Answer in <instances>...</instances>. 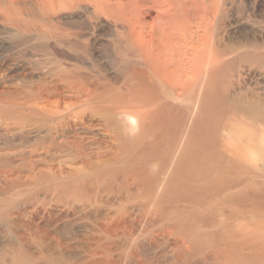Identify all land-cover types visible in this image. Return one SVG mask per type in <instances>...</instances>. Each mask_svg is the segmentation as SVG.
<instances>
[{
  "label": "rangeland",
  "instance_id": "374dc122",
  "mask_svg": "<svg viewBox=\"0 0 264 264\" xmlns=\"http://www.w3.org/2000/svg\"><path fill=\"white\" fill-rule=\"evenodd\" d=\"M141 9L150 12L149 7ZM208 9L209 22L218 27L226 48L222 60L229 93L262 107L264 0H213ZM88 14L81 7L66 12L73 43L56 46L44 30L24 28L23 24H33L25 16L15 20L20 28H13L0 9V264L6 260L2 249L11 245L28 248L45 260L82 261L90 258L96 245L106 243L112 247L106 256L116 264H147L154 258L167 264L179 252L177 233L167 229L158 235L176 211L156 213L149 208L150 196L133 188L128 174L111 178L128 166L136 145L139 128L134 117L116 105L126 103L121 97L128 88L125 80L138 56L120 36L119 25L104 18L89 19ZM154 17L152 12L145 21ZM163 97L174 109L187 102L168 89ZM258 120L254 127L249 113L230 117L220 134L231 148L258 147V152L249 153L253 159L246 156V165L258 173L264 187V121ZM108 157H114L113 162H106ZM145 168L146 175L153 177L157 166ZM103 173L105 178L100 176ZM106 182H111L112 190L106 189ZM123 182L131 186L128 192L120 187ZM61 183L69 192L55 188ZM219 207L215 203L209 209ZM257 214L264 217V210ZM110 223L119 224L109 235L102 226ZM32 229L43 230L42 235L55 232L53 249L33 238ZM23 235L28 237L25 241Z\"/></svg>",
  "mask_w": 264,
  "mask_h": 264
},
{
  "label": "bare ground",
  "instance_id": "6f19581e",
  "mask_svg": "<svg viewBox=\"0 0 264 264\" xmlns=\"http://www.w3.org/2000/svg\"><path fill=\"white\" fill-rule=\"evenodd\" d=\"M210 1L0 0V9L13 28L18 29L15 20L25 16L33 24H23L24 28L44 30L56 46L73 43L65 21L68 11L81 7L89 13V19L104 18L119 25L120 36L130 42L138 59H134L135 66L125 80L128 88L121 97L127 99L126 103L116 106L131 113L139 129L128 166L116 170L111 178L128 174L133 188L150 196L149 208L156 213L176 211L158 233L163 236L168 229L178 234L175 246L179 252L167 264H264V217L257 214L264 210V187L258 182V173L246 165V156L253 159L249 153L258 152V147L251 151L237 145L231 148L220 134L228 118L247 113L256 127L258 119L264 121V104L258 108V102L245 103L229 93V77L222 60L226 48L218 27L209 22ZM143 6L150 12H143ZM152 12L155 17L146 22ZM254 62L258 63V57ZM166 89L172 96L187 100L181 109L164 100ZM113 160L105 159L109 163ZM153 163L157 169L149 177L145 165ZM100 176L105 178L104 173ZM106 183V189L112 190L111 182ZM128 184L123 182L120 187L128 192ZM55 188L69 192L66 183ZM215 203H219V210H210ZM118 224H106L102 230L110 235ZM32 230L30 235L49 247L52 239L58 238L55 232L42 235L43 230ZM21 237L24 241L28 238ZM111 248L106 243L98 244L90 251V258L82 261L58 257L45 260L38 258L37 252L13 245L4 247L1 255L6 256L5 264H116L106 256ZM141 251L147 252L144 248ZM98 255L105 257L94 259ZM164 262L154 258L147 264Z\"/></svg>",
  "mask_w": 264,
  "mask_h": 264
}]
</instances>
